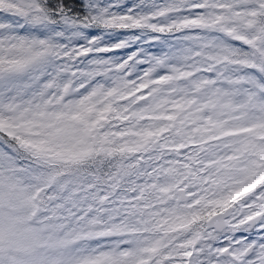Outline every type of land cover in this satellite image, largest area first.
Listing matches in <instances>:
<instances>
[{
    "label": "snow or ice",
    "instance_id": "obj_1",
    "mask_svg": "<svg viewBox=\"0 0 264 264\" xmlns=\"http://www.w3.org/2000/svg\"><path fill=\"white\" fill-rule=\"evenodd\" d=\"M0 264H264V0H0Z\"/></svg>",
    "mask_w": 264,
    "mask_h": 264
}]
</instances>
